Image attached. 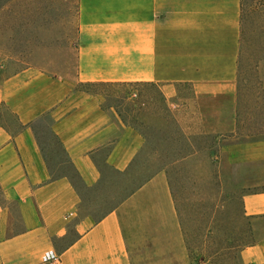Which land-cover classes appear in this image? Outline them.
<instances>
[{"label":"crops","instance_id":"0c3cea01","mask_svg":"<svg viewBox=\"0 0 264 264\" xmlns=\"http://www.w3.org/2000/svg\"><path fill=\"white\" fill-rule=\"evenodd\" d=\"M240 7L241 0H26V69L0 79V264H46L47 254L57 264H192L164 172L99 216L86 212L107 172L127 175L144 138L79 87L154 86L168 104L189 88L200 133L233 135ZM44 117L72 176L50 173ZM226 149L232 164L264 162V142ZM241 205L251 241L237 262L264 264V192L244 194Z\"/></svg>","mask_w":264,"mask_h":264},{"label":"rangeland","instance_id":"374dc122","mask_svg":"<svg viewBox=\"0 0 264 264\" xmlns=\"http://www.w3.org/2000/svg\"><path fill=\"white\" fill-rule=\"evenodd\" d=\"M12 1L0 0V79L26 69V0L7 6ZM240 8L236 94L228 106L236 112L233 135L200 133L194 125L199 117L192 114L199 101L192 100L189 88L168 104L154 86L79 87L102 97L104 107L113 108L144 138V147L127 175L118 179L107 172L105 181L87 197L86 212L99 216V209L112 208L124 195L164 172L178 205L192 264H238L237 256L251 241L242 197L264 192V162L232 164L226 149L233 143L264 142V0H241ZM226 105L222 101V107ZM200 107L214 106L200 102ZM49 126V119L42 118L40 136L50 173L72 176L54 147Z\"/></svg>","mask_w":264,"mask_h":264},{"label":"built area","instance_id":"2783aa9c","mask_svg":"<svg viewBox=\"0 0 264 264\" xmlns=\"http://www.w3.org/2000/svg\"><path fill=\"white\" fill-rule=\"evenodd\" d=\"M44 263L46 264H57L58 263V258L54 256L53 254H47L44 259Z\"/></svg>","mask_w":264,"mask_h":264}]
</instances>
